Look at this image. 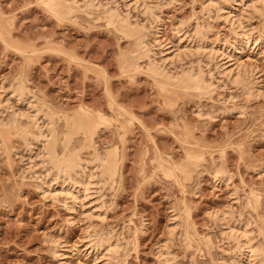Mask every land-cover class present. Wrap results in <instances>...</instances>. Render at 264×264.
<instances>
[{"label":"rangeland","instance_id":"374dc122","mask_svg":"<svg viewBox=\"0 0 264 264\" xmlns=\"http://www.w3.org/2000/svg\"><path fill=\"white\" fill-rule=\"evenodd\" d=\"M76 1L53 11L47 0H0V264H104L87 245L88 233L114 235L122 264H162L164 251L169 264H228L235 241L211 218L223 212L264 246V43L237 41L213 7L227 8L226 0H146L156 8L153 21L142 13L145 0L139 8L128 0ZM257 1L233 9L253 37L264 33V12L251 10ZM112 9L129 16L138 37L105 22L103 13ZM195 29L207 51L217 41L234 45L227 60L241 79L254 76L253 91L216 73L206 50L196 54ZM141 37L155 62L161 47H170L181 58L168 60L167 70L203 74L212 93L165 88L136 52ZM66 115H88L98 125L80 151L83 160L91 161L94 150L117 159L114 182L96 186L103 219L90 218L87 204L68 211L66 194L51 198L39 190L46 178L40 167L50 165L41 162L43 145L29 120L39 118L47 131L56 118L59 131ZM46 120L52 122L45 126ZM50 242L64 248L58 260Z\"/></svg>","mask_w":264,"mask_h":264},{"label":"bare ground","instance_id":"6f19581e","mask_svg":"<svg viewBox=\"0 0 264 264\" xmlns=\"http://www.w3.org/2000/svg\"><path fill=\"white\" fill-rule=\"evenodd\" d=\"M128 1H130V3L134 6V8H139L140 0H128ZM226 1L228 2L227 8L221 7V5L219 6L218 5L219 3L216 5L213 4V7H214L215 11L217 12V14L220 17H222L224 20H227V23L229 22V24L232 26V28H233L232 31L238 37L237 41H239L240 43H243V42H249L250 40H252L255 43H258V42L264 43V33L263 34L261 33L262 35H259L260 37L251 36L250 34H248V32H246L242 22L238 19H235L234 15H233V9L237 8L238 7L237 4L242 3L243 0H226ZM147 2L145 0V1L141 2V4H140V6L143 8L142 9L140 7L142 9V13L147 15L148 18L150 17L151 20L152 19L159 20L158 19L159 17L156 15V11H154V9H156V8L153 9L152 6L150 7ZM255 2H258V1L255 0ZM70 3H71V6H72V4H74V6H76L77 1L76 0H72V1L71 0H47V5L50 6V8H52L53 11H55V10L59 11V9L68 10V9H70V8H68V4H70ZM254 3H251V4H254ZM224 5H225V2H224ZM256 5H257V3H256ZM256 5L254 4L253 6H251V8H252L251 10H253L254 12H261V13L264 12V0H262L260 5H258V6H256ZM124 6H127V5H124ZM235 6H237V7H235ZM92 7H93V5H92ZM206 8H208V9H206V11L208 10V12L211 10L209 7H206ZM242 10H244V9H242ZM74 11L76 12V10H74ZM243 12H245V11H243ZM70 14L71 13H69V15ZM103 14H106V16H104L105 22L108 25L112 26L117 31H119L120 33H122L125 37H130V38L138 37V34L140 33V29L136 25L133 26V24L129 21L130 20L128 18L129 16L128 17L127 16L122 17L119 12H117L116 10H113V9L108 10L107 12H105ZM156 16L158 18H156ZM63 17H67V14H66V16H63ZM238 17L240 18L239 15H238ZM218 19H221V18H218ZM199 28L202 29L201 26ZM201 29L200 30L195 29L196 31L194 32V37L196 39L195 42H197L196 43L197 44V46H196L197 52L195 51L196 54L198 52L200 53V55H201V53L204 54V52L206 50L205 54L208 52L207 53L208 55L207 56L205 55V56L206 57L209 56L210 60L214 63L213 65H214V70H216V73L218 72V74H220L221 76H224V78L228 82H230L231 84H233V83L240 84L241 85L240 87H242V89L245 88V90L247 92H250L252 89H254L256 86V84L254 83V80L252 79L254 76L251 78V76H252L251 75L250 77H247L246 80H245V78L241 79L239 68L237 66L234 67V64L230 63V60H227L228 56L225 54V51H227L228 49L234 50L235 49L234 45L230 42H225V40H222V42L217 41L218 44L214 47H211L209 49V51H207L208 48L206 49V46H205V44L207 42H206L205 38L202 36L203 32L201 31ZM180 31L175 30V36L178 38V40L180 39L179 38L180 37ZM145 38L146 37H144L143 40ZM143 40H142V37H141V39L138 40V44L136 46V48H137L136 52H137V54H140V55L142 54V56L144 58L148 59L147 62L149 61L148 66L152 72L151 75L152 76L154 75L156 78H158L162 82V84L165 86V88H166V86L168 88L169 87H173V88H177V89L183 88L184 90L186 89V90L197 91L200 94L201 93H206V94L212 93L213 90L210 91V89H211L210 86H212V84L209 85L206 83L207 81H205L206 78L204 79V77L202 76L203 74L194 72L195 70L189 71V69L188 70L185 69V71L184 70L179 71L181 73H175V74L170 73V71L167 70L168 69L167 66L171 62V61L168 62V65H167L166 63L168 60L173 61V57L177 58L178 56L181 58L180 55L177 56L175 53H173L174 54V56H173L170 47H166V46L161 47V45H160V47H161L160 52H159L160 53V59H159V62H155L156 61L155 58L152 59L149 56L150 52L148 50L144 51L148 48H146L147 45L144 42L145 40L144 41ZM132 53H135V52H132ZM219 57L222 58L221 60H219L220 62L224 61L222 64L219 61H217V59ZM177 59H179V58H177ZM206 66H208V64ZM207 71H208V69H207ZM205 74L206 73H204V75ZM208 74H209V72H208ZM241 77H243V76H241ZM213 79H215V78H213ZM211 83H213V82H211ZM237 86H239V85H237ZM18 93H17V96L20 97L18 95ZM21 94H23L22 90H20V95ZM36 112H38V111H35V113ZM42 114H46V113H42ZM62 114L65 115L64 113H62ZM12 116H13V114H12ZM23 116L25 117V115H23ZM46 116H47V114H46ZM57 117H61V116L58 115ZM28 118H30V117L28 116ZM28 118H26V119H28ZM53 120H54V118L52 119V121ZM55 120H56V118H55ZM55 120L53 122L52 121H50V122H52V124H53L55 122ZM17 121H18V119H17ZM29 121H33L30 123H32L33 127H35V129L38 131L37 136H35V142L36 143H42L41 146L43 145V147H41L43 149V155L40 156L42 159L41 162H43V164L46 162V163H48V165H50L49 169L45 168V166H43L42 164H41L42 166L40 167V169L42 168L45 170L44 176L46 177L45 180H43V181L41 180L40 181L41 183L40 182L38 183V184H40L39 190L41 191L42 196L49 194L50 197L51 196L56 197V196H58V194H66L67 196H70V198H71V202L64 203L66 208L68 209V211L71 212L74 209H76L77 207H79V205H81V207H82V206H86L85 204H87V206L89 205L87 207L88 208L87 210L90 213V215H89L90 218L91 217L94 218V215L96 213H97V215L95 218H98L97 217L99 214L98 211L101 210L104 203H102V201H103L102 200L101 201L102 206L99 205V203H100L99 197H101L102 195L101 196L99 195L101 190L99 192H97L96 190H98L99 188L101 189V187L96 189V186H98V184L101 186V184L106 185L108 183H113L115 180V177L117 175V162H116L117 159L115 160L114 155H112V153L109 151H104L101 153V152L94 150L95 151L94 157L92 158L91 161L83 160L80 157V151L84 148V146L93 142L95 130L97 129L98 125L88 115H81L78 120H73L72 118H70V116L66 115L64 117V120H61V121H64V125L62 127V130L60 129L61 132H60V130L58 131V129L55 128L58 126L54 127V125L56 123L54 125H52V124L48 125L47 124L48 125L47 131H45V130L42 131L41 125L38 124L39 118H34L32 120H29ZM44 121H45V119H44ZM50 122H47V120H46V122L44 123L45 126H46V123H50ZM1 124L2 123H0V125ZM57 124H58V122H57ZM45 128H47V127H45ZM59 133L62 136L59 137ZM25 135H26V133H25ZM78 135H81L82 138L81 139L78 138L79 140L75 139V141H74V137L78 136ZM58 142H60V144H58ZM35 158H37V156ZM191 161H193V159ZM39 165H40V163H39ZM36 167H38V166H36ZM159 168H161V167H159ZM214 169H216V168H214ZM214 169L211 171L213 178L217 177V174L219 173V171H217L218 169L217 170H214ZM50 170L55 172V174L53 176L54 178L50 177V176H52L50 174ZM37 173H39V172H37ZM41 174L42 173H40L39 175H41ZM32 175H34V173ZM35 176H37L36 173H35ZM36 178L38 180V176ZM49 178H51L50 179L51 181L49 180ZM66 181H68V182L66 183ZM97 194L99 197L97 196ZM92 196H94V198L91 201L89 198ZM50 197H48V198H50ZM48 198H46V199H48ZM84 200H86V202H83ZM101 215H103V214H101ZM101 215L99 216V218L101 217ZM177 216H176V218H177ZM229 216H230V214H228L226 212H223L220 214H218V213L213 214V216H211V218L213 217V219H214L213 222L215 220L217 222L219 221L221 234H224L225 237L227 236L229 239L232 238V240L235 241L234 242L236 244V246L234 248L235 253H233L234 255L232 256L231 261H229L230 263H228V264H264V251L262 248L264 246L261 247L260 246L261 243L259 244V241L256 243H258L261 248L258 245H255L253 243L254 241L252 242V239L248 236L249 232H247V230H245L243 227L233 226V224L230 223V217ZM101 218L103 219L104 217L102 216ZM108 235L107 234L97 235L95 233L94 234L88 233L86 236L87 245L89 246L90 249H92L96 253L101 254V257L104 258V261H105L104 264H122L123 262L120 261L119 255H118V253H119L118 250L120 249L119 247L121 245L118 246L119 244H118V242L116 243V241H115L116 239H114V241H113V238H115V237H112V236H114V235H112V236L111 235L108 236ZM263 237H264V235H263ZM55 242H57V241H55ZM55 242H50V244L54 245V247H53L54 251H53V249H52V251L54 253V257L57 258V260H58V258H61L63 256L62 252H63L64 248H61ZM58 247H60V248L58 249ZM163 249H165V247H163ZM166 252L165 251L161 252V255H160L161 261L160 262L162 264H169L170 263L169 261H171V260H169L170 258H168V255ZM120 255H122V254H120ZM123 256H124V254H123ZM122 258H121V260H122ZM59 263H61V262H59Z\"/></svg>","mask_w":264,"mask_h":264},{"label":"snow or ice","instance_id":"6c2138e0","mask_svg":"<svg viewBox=\"0 0 264 264\" xmlns=\"http://www.w3.org/2000/svg\"><path fill=\"white\" fill-rule=\"evenodd\" d=\"M44 7H48V5H47V4H45V5H44Z\"/></svg>","mask_w":264,"mask_h":264}]
</instances>
